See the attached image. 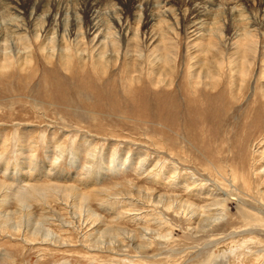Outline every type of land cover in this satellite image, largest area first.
I'll return each mask as SVG.
<instances>
[{
  "label": "rangeland",
  "instance_id": "rangeland-1",
  "mask_svg": "<svg viewBox=\"0 0 264 264\" xmlns=\"http://www.w3.org/2000/svg\"><path fill=\"white\" fill-rule=\"evenodd\" d=\"M263 138L264 0H0V264H264Z\"/></svg>",
  "mask_w": 264,
  "mask_h": 264
},
{
  "label": "bare ground",
  "instance_id": "bare-ground-1",
  "mask_svg": "<svg viewBox=\"0 0 264 264\" xmlns=\"http://www.w3.org/2000/svg\"><path fill=\"white\" fill-rule=\"evenodd\" d=\"M151 19H152V18H151ZM147 20H148V18H147ZM192 22H193V21H192ZM193 25H194V24H193ZM18 27H19V26H18ZM192 27H193V26H192ZM97 28H98V27H97ZM13 29H14V28H13ZM15 29H17V26L15 27ZM22 29H23V28H22ZM20 30H21V29H20ZM20 30H19V31H20ZM21 31H22V30H21ZM11 33H15V32L13 31V32H11ZM16 33H17V32H16ZM164 47H165V46H164ZM164 47H163V48H164ZM166 50H167V49H166ZM166 50H164V51H166ZM245 51H246V50H245ZM168 52H169V51H167V53H168ZM243 54H244V53H243ZM245 54H246V52H245ZM246 56H247V55H246ZM246 56H243L242 59L245 60ZM8 64H9V63H8ZM9 65H10V64H9ZM4 67H5V65H2V66H1V68H4ZM235 136H236V135H235ZM259 141H260V140H259ZM259 143L262 144V145H264V138H263V140H261V142H259ZM259 143H258V144H259ZM258 144H257V145H258ZM260 144H259V145H260ZM260 157H262V159H261V163H264V150H263V152L260 153ZM261 167H262L261 170H259L260 172L258 171V172H259L258 179H260L261 177L264 176V167H263L262 165H261ZM54 188H55V187H54ZM45 189H46V188H45ZM32 190H33V192L38 193V190H39V189L36 190V188H35V189L32 188ZM54 190H55V189H54ZM73 190H74V189H73ZM39 194H40V193H39ZM23 198H24V197H23ZM19 201H20L21 203H23L24 199H22V197H20V198H19ZM20 202H19V203H20ZM164 206H166V208H168V209L174 207L173 202H167ZM187 206H188V207H187ZM214 206H219V207L221 206V207H222L223 205H221L220 203H215ZM182 207H183V206L178 205V206H175L174 209H175V211H177V213H178L179 210L182 209ZM190 207H191L190 204H188V205L186 204V207H185V208L183 207V208H184V212H183V213H185V211H186V213H187V210H188ZM215 211H216V210H215ZM210 212H211V211H210ZM194 213H195V212H194ZM204 213H205V212H204ZM187 214H191V215H193V212L190 210V212H188ZM209 215H214V214H209V213H208V216H209Z\"/></svg>",
  "mask_w": 264,
  "mask_h": 264
}]
</instances>
